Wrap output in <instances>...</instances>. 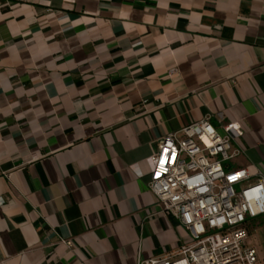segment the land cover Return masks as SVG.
I'll list each match as a JSON object with an SVG mask.
<instances>
[{
	"label": "crops",
	"instance_id": "crops-1",
	"mask_svg": "<svg viewBox=\"0 0 264 264\" xmlns=\"http://www.w3.org/2000/svg\"><path fill=\"white\" fill-rule=\"evenodd\" d=\"M206 115L264 176V0H0V264L174 255L146 159Z\"/></svg>",
	"mask_w": 264,
	"mask_h": 264
},
{
	"label": "built area",
	"instance_id": "built-area-1",
	"mask_svg": "<svg viewBox=\"0 0 264 264\" xmlns=\"http://www.w3.org/2000/svg\"><path fill=\"white\" fill-rule=\"evenodd\" d=\"M209 115L163 138L147 159L148 189L160 209L189 233L174 255L139 258L137 264H256L247 246V223L264 218V176L226 163L241 152L232 141L242 136L238 120L223 122L221 134ZM0 197V205L3 203ZM70 246V241H63Z\"/></svg>",
	"mask_w": 264,
	"mask_h": 264
},
{
	"label": "rangeland",
	"instance_id": "rangeland-1",
	"mask_svg": "<svg viewBox=\"0 0 264 264\" xmlns=\"http://www.w3.org/2000/svg\"><path fill=\"white\" fill-rule=\"evenodd\" d=\"M253 227L248 238L250 241L254 240V238L258 239L264 247V222L259 225H254Z\"/></svg>",
	"mask_w": 264,
	"mask_h": 264
}]
</instances>
